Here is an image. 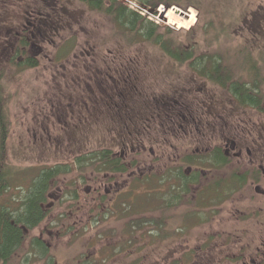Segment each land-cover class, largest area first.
Here are the masks:
<instances>
[{
  "label": "rangeland",
  "instance_id": "374dc122",
  "mask_svg": "<svg viewBox=\"0 0 264 264\" xmlns=\"http://www.w3.org/2000/svg\"><path fill=\"white\" fill-rule=\"evenodd\" d=\"M118 1L128 6L125 0ZM191 1L201 9L159 5L156 13H146V18L170 28L172 39L186 43H190L188 30L194 28L191 36L195 35L199 50L220 53L223 62L238 74L237 68L245 66L244 46L249 45L239 16L254 9L263 15L264 0ZM184 2L187 0L180 1ZM0 18L18 30L6 27L2 35L10 38V53L27 29L25 37L38 44L35 49H25L26 55L38 61L36 67L21 69L9 62L0 67L7 125L5 168L10 185L1 201L16 206L43 166L67 164L70 169L50 189L46 204L50 219L30 230L9 264H46V258L55 264H181L185 250L190 254L187 264H203L202 240L210 234H227L235 222L230 202L236 200L228 198L235 181L227 177L210 186L195 184L189 188L187 200L191 205H196L195 193L200 207L214 202L219 205L216 218L202 224L181 204L184 196L177 208L160 211L164 200L171 198L168 191L174 184L166 174L184 171L186 167L180 163L188 153L200 155L215 144L225 149L224 138L231 134L250 144L249 152L244 150L242 171L249 173L252 166L264 164V82L263 110L243 107L218 84L198 77L187 64L176 62L140 37L125 35L105 14L78 0H0ZM37 22L45 38L32 28ZM210 22L212 28L207 27ZM221 25H228L229 33L217 39ZM29 29L36 37L30 36ZM258 43L261 47L253 54L260 52L261 56L255 54L253 58L259 62L264 61V39ZM258 66L264 81V63ZM117 72H123L124 78L117 79ZM104 147L118 154L124 152L128 161L139 162L140 170L134 167L122 177L127 182L145 180L147 174L150 177L135 185L136 214H112L107 219L98 216L95 222L85 215L89 208H97L100 193L107 191L101 182L105 174L90 168L81 173L75 158ZM139 147L142 150L137 156ZM234 164L221 165L222 170L214 174L220 178ZM192 165L203 166L200 162ZM81 174L85 183L79 179ZM199 181L206 182L204 178ZM71 186L80 196L74 209L63 200ZM253 192L252 184L240 188L234 197L241 203L235 206L250 207L251 202L242 197ZM106 206L101 204L102 209ZM73 211L77 215L71 214ZM137 217L144 222L156 220L160 226L147 223L132 229L131 221ZM236 224L243 225V221L237 219ZM36 237L46 246L45 256L33 250L31 240ZM221 249L226 253L227 247Z\"/></svg>",
  "mask_w": 264,
  "mask_h": 264
},
{
  "label": "trees",
  "instance_id": "16d2710c",
  "mask_svg": "<svg viewBox=\"0 0 264 264\" xmlns=\"http://www.w3.org/2000/svg\"><path fill=\"white\" fill-rule=\"evenodd\" d=\"M78 1L105 14L109 17L107 19L114 24L115 27H118V29L125 35L129 37H140L144 41L159 48L164 54L168 55L176 62L180 64H187V66L198 77L205 78L218 84L230 93L239 105L243 107H251L258 111L263 110V89L261 88V82L264 81H262L263 79L261 80L258 64L264 63V61L259 60L258 62L253 58L255 57V54H257V56H261L260 52L253 54V51H256L259 47H261L258 42H260L262 38L264 39V14L262 15L259 10L254 9L253 12L247 10L239 16V18H241V24L245 26V28L242 29L245 30V38L246 42L249 44L247 45L249 48L244 46L246 47L245 52H243V63L245 66L241 64L237 68V73L239 75H235L233 70L228 67L227 63L223 62V57L220 53L214 54L211 52L207 53L205 50H199L200 47L194 38L195 35L191 36L194 34V28L189 29L187 32L190 43L177 41L168 35V33H173L170 28L161 27L153 20L142 16L118 0H106V3H104V0ZM180 1L181 0H137L140 6L153 12H155L157 6L159 5H164L166 8L172 5H178L184 10L188 7H193L197 10L201 9L200 5L195 4V2L191 0H187V2L184 3H180ZM26 23H28V25L30 24L27 21ZM53 26L54 25L51 27ZM6 27L9 26H6L4 21L0 18V67H2L5 62H9L10 65L13 63L16 67L21 69L36 67L38 61L32 56L25 54V49L27 47L36 48L38 45L34 40H30V38L28 39V37H25L24 34L28 33V29L24 30L22 32L23 36L17 39L18 46L14 48L15 50L12 54L10 53L12 49H9L11 41L7 40L10 39L9 36L7 35L6 38L2 36L6 33ZM10 27L13 26L11 25ZM207 27H213L211 22ZM13 28L14 32H18L15 27ZM32 28H36L35 32H37L42 38H45V34H43L42 29L40 30L38 22L34 25V27L32 26ZM30 29V36L32 35L36 37L34 32H30ZM228 29V25L219 26V29L215 34V38L217 37L218 39L220 35L222 36V34L227 35L229 33ZM9 53L12 54L10 57ZM117 73V79L124 78L122 77L123 72ZM3 74V71L0 70V264H9L11 259L18 254L24 246L27 234L30 230L39 226L42 222L46 221V219H50V216H48L50 210L46 208L50 189L52 186L56 185L57 179L64 174H68L70 169L67 164L43 166L30 180V183L23 193V197L20 198L18 202H15L18 203L16 206H9V203L1 201L3 193L10 187L8 173L5 168V140L7 137V125L5 122L6 116L3 106L4 97L1 87ZM127 84L128 82L125 86H127ZM114 92L116 93V91ZM123 153L121 152L118 154L115 153L112 148L104 147L99 150H93L85 154L78 155L75 158L76 168L78 169V167H80L81 173L86 168H90L89 170L92 169L95 172H100L107 176H104V178L101 179V182L105 183V190L107 191L104 190L105 194L100 193V195H102V199H98L97 208H89L85 215L86 217H92L95 222L98 221V216L102 219H107L112 214H136L133 212L135 210L133 199L136 197V194H138L135 185H139L142 181L147 182L150 176L147 174V176H145V180L135 179L131 182H127L128 179L125 177L122 178L123 176L130 174L131 170L136 166V161H128ZM220 159H223L221 154ZM193 161L194 158L191 157H188L186 160L189 164L193 163ZM171 174L173 179L171 178L170 181L174 180V184H172V191H168V193H171L172 196H178L185 181L182 177L183 172L182 170H177V172H171ZM82 177L83 176L81 174L79 179L81 182L85 183L84 178ZM195 178L196 177L194 176L191 181L189 180V182H193L196 180ZM132 182L135 184L131 185ZM69 189L71 190L67 192L68 196L64 197V199L61 198V200L63 199L64 201H67L70 208L74 209V206L80 201L79 191L74 186H71ZM150 194L151 190L147 192L146 200L149 199L148 197H150ZM105 195L112 196H109L110 198H108V196ZM169 199L171 198L164 200V207L162 206L163 208H160V211L166 210L165 208L168 206L175 205V203H173L174 201H170ZM103 203L107 205L104 209L101 208V204L103 205ZM118 207L119 209L117 210ZM71 214L77 215V211H73ZM62 216L63 213L59 216V218ZM75 222H78V220ZM147 223L152 226H160V224H157L158 222H156V220L144 222L140 221L137 217L131 221L132 229H139V227L146 225ZM31 245H33L34 251H37L43 256L46 255V246L39 237L33 238L31 240ZM46 264L55 263L53 259L46 258Z\"/></svg>",
  "mask_w": 264,
  "mask_h": 264
},
{
  "label": "flooded vegetation",
  "instance_id": "af4514ba",
  "mask_svg": "<svg viewBox=\"0 0 264 264\" xmlns=\"http://www.w3.org/2000/svg\"><path fill=\"white\" fill-rule=\"evenodd\" d=\"M138 127L140 129V124ZM182 127L184 130L185 124L184 126L182 125ZM224 141H226L225 149L220 147V144H215V146L203 154L198 155L192 153L189 155L188 153L183 156L180 164L186 167L184 171L182 170V177L185 179L184 185L178 196L173 195L171 197L177 198L174 199L173 202L175 205L168 206L165 209L169 211L177 208L180 198L184 196L181 204L184 203L183 205L187 207L188 212H194V215L197 216L198 223H206V220L213 221L216 215L219 214L217 211L219 207L218 203L214 202L208 204L207 207H200L199 197L195 193L196 205H191L192 203H189L187 200L189 188L195 184H200L199 186H210L213 182L223 180L227 177L234 179L236 185L231 187L228 198L231 196L236 200V202L233 200L230 202V205L233 206L231 211L236 212H234L233 215H235V217L232 219L235 222L231 223V229L227 234H216L215 237L210 234L207 238L202 240L201 246L199 247L200 251L203 253L201 256L203 258L202 262L203 264H264V164L261 162L256 164L257 166L255 167L252 166L251 169H249V173L245 170L242 171L241 167H243L244 163V150H248L250 144H246L245 141L242 143L240 138H236V136L232 134L226 136ZM141 148L142 147H139L136 150L137 156L140 155L139 152L142 150ZM220 154L223 156V159H220ZM188 157L194 158L193 163L189 164L186 162ZM198 162H200V164L202 163L203 166L197 167L192 165ZM138 163L139 162H136L135 168L140 170V165H138ZM230 163H237L238 166L234 164V167L228 174L220 178L216 177L222 170L221 165H229ZM203 168L207 170L206 173H203ZM197 172H200V174L205 177L197 175L195 178L196 180L189 182V180L191 181L194 177L193 173ZM214 173H216V175ZM170 174H166L168 177L167 180L172 178V174L171 176ZM148 176L150 175L148 174ZM203 178L206 180L205 184H202L203 181H199ZM167 180L164 178V181ZM248 184L249 186L250 184L253 185L254 192L248 197L243 195L242 199L249 200L251 206L245 207L244 209L235 206L237 203H241L234 197L235 194L240 192V188H244ZM188 205H191V208L188 207ZM237 219L243 221V225L236 224ZM184 235H186V232L183 233V236ZM219 236H221V238H216ZM166 239H170V237L166 236ZM223 247H227L226 253L221 249ZM214 252H218L215 257ZM188 253L187 250L184 251V254L181 256V264H187L186 261L190 258V254ZM183 261L185 262L183 263Z\"/></svg>",
  "mask_w": 264,
  "mask_h": 264
},
{
  "label": "built area",
  "instance_id": "2783aa9c",
  "mask_svg": "<svg viewBox=\"0 0 264 264\" xmlns=\"http://www.w3.org/2000/svg\"><path fill=\"white\" fill-rule=\"evenodd\" d=\"M126 2L131 9L136 10L141 14L146 13V11L144 9L140 8L135 2H132L131 0H126Z\"/></svg>",
  "mask_w": 264,
  "mask_h": 264
},
{
  "label": "water",
  "instance_id": "95a60500",
  "mask_svg": "<svg viewBox=\"0 0 264 264\" xmlns=\"http://www.w3.org/2000/svg\"><path fill=\"white\" fill-rule=\"evenodd\" d=\"M186 15H188V14H186Z\"/></svg>",
  "mask_w": 264,
  "mask_h": 264
}]
</instances>
